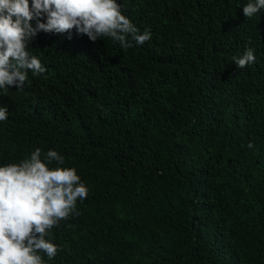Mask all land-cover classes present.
Returning a JSON list of instances; mask_svg holds the SVG:
<instances>
[{
    "label": "trees",
    "instance_id": "obj_1",
    "mask_svg": "<svg viewBox=\"0 0 264 264\" xmlns=\"http://www.w3.org/2000/svg\"><path fill=\"white\" fill-rule=\"evenodd\" d=\"M149 40L40 32L45 72L0 92V164L36 148L83 201L45 264H264V12L247 0H117ZM252 48L251 66L232 56ZM251 143L252 147H248Z\"/></svg>",
    "mask_w": 264,
    "mask_h": 264
},
{
    "label": "clouds",
    "instance_id": "obj_2",
    "mask_svg": "<svg viewBox=\"0 0 264 264\" xmlns=\"http://www.w3.org/2000/svg\"><path fill=\"white\" fill-rule=\"evenodd\" d=\"M120 8L117 0H0V92L13 85L21 90L27 70L33 76L45 72L29 46L40 32L71 39L74 30L91 42L107 36L125 49L149 40L151 33L139 31ZM242 12L247 18L264 12V0H247ZM231 59L243 68L256 57L248 47ZM7 116V108L0 106V121ZM53 161L62 165L64 157L36 148L19 163L0 164V264H45L37 250L52 259L57 245L46 238L48 230L87 196L76 169L49 167Z\"/></svg>",
    "mask_w": 264,
    "mask_h": 264
}]
</instances>
